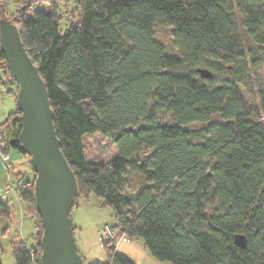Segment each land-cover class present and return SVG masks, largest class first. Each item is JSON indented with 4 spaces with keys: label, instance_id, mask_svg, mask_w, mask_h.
Masks as SVG:
<instances>
[{
    "label": "trees",
    "instance_id": "trees-1",
    "mask_svg": "<svg viewBox=\"0 0 264 264\" xmlns=\"http://www.w3.org/2000/svg\"><path fill=\"white\" fill-rule=\"evenodd\" d=\"M71 5L65 19L56 4L0 0V20L17 26L47 85L61 150L78 182L74 208L80 197L96 196L114 210L117 236L142 240L161 262L264 264V87L252 92L256 103L243 92L249 71L264 64V0ZM158 30L171 32L173 50ZM200 68L214 78L203 79ZM0 69L16 84L1 45ZM21 123L18 108L0 123V151L30 163ZM97 133L114 137L113 159L87 158L85 137ZM33 173L16 174L36 234L31 248L13 244L15 264H41ZM133 176L137 189L125 192ZM0 218L12 221L1 194ZM238 234L247 238L245 249L234 243ZM105 246L108 264H135L114 240Z\"/></svg>",
    "mask_w": 264,
    "mask_h": 264
},
{
    "label": "water",
    "instance_id": "water-1",
    "mask_svg": "<svg viewBox=\"0 0 264 264\" xmlns=\"http://www.w3.org/2000/svg\"><path fill=\"white\" fill-rule=\"evenodd\" d=\"M0 45L10 78L17 84V108L22 114L20 141L36 174V208L43 223L41 264H84L74 236L71 212L79 195L76 175L61 150L47 85L28 54L17 26L0 20ZM203 79L214 74L197 69ZM234 243L247 247L245 235Z\"/></svg>",
    "mask_w": 264,
    "mask_h": 264
},
{
    "label": "rangeland",
    "instance_id": "rangeland-1",
    "mask_svg": "<svg viewBox=\"0 0 264 264\" xmlns=\"http://www.w3.org/2000/svg\"><path fill=\"white\" fill-rule=\"evenodd\" d=\"M67 0H62L60 7L62 15L65 19H69V12L73 6L67 4ZM74 4V3H73ZM70 6V8H69ZM16 8V6H15ZM14 12V9H11ZM171 32L165 30H158L157 36L163 43L167 44L173 50V43L171 39ZM8 80V77L6 76ZM9 81V80H8ZM19 91L16 84H11ZM264 87V64L261 68L250 70L246 87L243 89L244 94L251 101L256 103L254 93L259 88ZM254 92V93H252ZM166 122H171L169 118ZM5 134L3 135V137ZM112 135H103L100 133L89 135L85 137L86 156L89 160H105L109 161L117 155V148L114 144ZM1 147V145H0ZM0 153V161L1 156ZM19 153L11 151L12 161H18L13 157H19ZM25 157V156H24ZM27 162L23 163V168L26 169V178H33L34 173L30 166L27 157ZM22 166V165H21ZM20 167H16L6 171L1 167L0 173V194L6 197L10 202V209L12 212V221L5 218H0V263L1 264H15L13 256V244L18 242L26 243L28 248L34 246V235L36 228L33 220L26 214V209L23 201L20 199L19 185L16 180V173L22 172ZM28 170V171H27ZM25 175V174H24ZM135 176L130 180V183L124 188L125 192L133 193L137 189L135 184ZM11 190L10 194L6 190ZM78 206L73 208L71 218L73 220V230L75 240L77 242L79 254L82 255L86 264H108L110 253L106 245L107 240L102 236L101 230L105 226L114 227L117 225V219L114 210L109 206H102L99 199L91 195L89 198L80 197L78 199ZM127 238V237H126ZM117 251L120 254L126 255L135 264H171L168 262H161L154 258L151 253L145 248L142 240H130L122 243Z\"/></svg>",
    "mask_w": 264,
    "mask_h": 264
},
{
    "label": "crops",
    "instance_id": "crops-1",
    "mask_svg": "<svg viewBox=\"0 0 264 264\" xmlns=\"http://www.w3.org/2000/svg\"><path fill=\"white\" fill-rule=\"evenodd\" d=\"M30 1L36 4L37 7H41L44 9H48L51 4H56L59 6L60 4H62V0H30ZM71 2L75 3L76 0H71ZM11 84L12 83L6 79L5 74L0 69V123H3L10 114L17 111V102L15 99V95L17 94V91L11 86ZM8 155L10 156L11 161L8 164L7 163L5 164L3 163L1 158L0 173L2 172L1 167H3L6 171L9 170L12 171V169L14 170L16 167H20L22 169L21 170L22 172H18L16 174L26 173V169L23 168V163H22V162H27L26 158L22 154H20L19 157H13L18 159V161H12L11 152H9ZM8 165L10 167H8Z\"/></svg>",
    "mask_w": 264,
    "mask_h": 264
},
{
    "label": "built area",
    "instance_id": "built-area-1",
    "mask_svg": "<svg viewBox=\"0 0 264 264\" xmlns=\"http://www.w3.org/2000/svg\"><path fill=\"white\" fill-rule=\"evenodd\" d=\"M2 161L3 163L8 164L11 161V158L8 154H3ZM8 167L10 166L8 165ZM6 193L10 194L11 190L7 189ZM101 234L106 240H114L116 244V248H118L122 243L127 241L126 236L124 235L117 236V233L115 232V230L110 226H105L104 228H102Z\"/></svg>",
    "mask_w": 264,
    "mask_h": 264
}]
</instances>
